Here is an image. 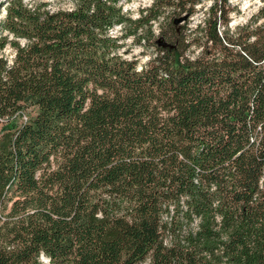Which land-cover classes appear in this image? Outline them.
<instances>
[{
	"label": "trees",
	"instance_id": "16d2710c",
	"mask_svg": "<svg viewBox=\"0 0 264 264\" xmlns=\"http://www.w3.org/2000/svg\"><path fill=\"white\" fill-rule=\"evenodd\" d=\"M225 1L164 2L140 64L156 15L0 0V264H264V5Z\"/></svg>",
	"mask_w": 264,
	"mask_h": 264
},
{
	"label": "rangeland",
	"instance_id": "374dc122",
	"mask_svg": "<svg viewBox=\"0 0 264 264\" xmlns=\"http://www.w3.org/2000/svg\"><path fill=\"white\" fill-rule=\"evenodd\" d=\"M47 1L50 3V6L55 9L58 7L72 8L74 6L72 0ZM166 1L174 3V0H120L123 12L132 20H136L140 17L139 15H142V20L146 21L148 17L147 15H156V18L151 19V21L147 24H145V22L142 23V26L139 27L136 35L128 36L121 40L123 42L122 50L124 51L125 57H133L138 60L140 64H143L146 63L152 55L153 48L140 45L138 37L140 36L142 42L145 40L147 41V38H149V41L152 42V40H155L159 27L166 25V22H168L172 16H177L179 8H174V5H169L168 3L165 5L164 2ZM213 1L214 0H200V2L194 6L195 12L193 15L182 21V23H188L189 28L193 29L198 22L204 20L207 16L206 13ZM263 5L264 0H226L225 10L228 13V25L230 27H234L236 25L243 24V22L248 20L252 15L256 14L258 8ZM2 11L3 7L1 9V14ZM133 29V25L128 26L129 32ZM112 32L113 35L117 37H121L123 34H126V30L124 31L123 27H116ZM0 54H3L8 58V60H11L14 56V51H12L10 47H6L1 50ZM28 116V113H26L21 117V119H28ZM40 260L42 264H44V260L42 258H40Z\"/></svg>",
	"mask_w": 264,
	"mask_h": 264
},
{
	"label": "clouds",
	"instance_id": "9594fccd",
	"mask_svg": "<svg viewBox=\"0 0 264 264\" xmlns=\"http://www.w3.org/2000/svg\"><path fill=\"white\" fill-rule=\"evenodd\" d=\"M41 258L44 260V264H50V258L44 257L43 254L41 255Z\"/></svg>",
	"mask_w": 264,
	"mask_h": 264
}]
</instances>
